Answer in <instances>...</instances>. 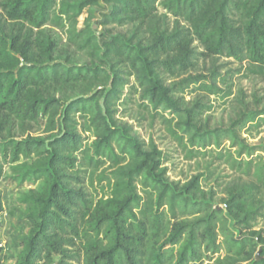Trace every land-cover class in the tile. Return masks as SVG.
<instances>
[{
  "label": "trees",
  "instance_id": "trees-1",
  "mask_svg": "<svg viewBox=\"0 0 264 264\" xmlns=\"http://www.w3.org/2000/svg\"><path fill=\"white\" fill-rule=\"evenodd\" d=\"M98 1L0 0V173L7 165L20 183L41 182L21 199L32 227L16 264H200L199 249L215 248L218 213L205 209L202 218L177 221L174 201L169 203L171 216L159 212L168 203L165 184L143 198L125 194L117 184L106 200L95 201L90 187L104 160L90 156L80 132L93 129L95 153L106 159L117 160L116 145L120 138L127 140L138 159L134 176L146 174L158 182L165 173L158 171L161 153L142 152L136 139L125 136L128 129L116 128L115 116L132 118L134 107L157 111L162 106L181 113L182 124L202 137L200 97L185 102L180 95L196 85L211 94L219 74L169 81L197 70L206 58L264 67V0H103L110 10L101 14L100 25L111 35L117 29L122 33L102 45L88 24ZM86 9L85 27L77 30ZM46 26L66 28L69 44L87 52L91 68L74 73L57 62L62 61L57 43L42 30ZM75 87L80 92L68 97L65 89ZM57 89L65 98L63 93L56 97ZM89 95L94 113L88 119L77 117ZM41 117L46 118V136H29ZM162 124L182 145L163 116ZM211 145L220 142L204 144ZM244 165L251 180L233 184L226 204L235 220L253 209L248 205L253 196L264 195V161ZM172 190L184 203L181 213L196 207L202 211L199 176L178 192ZM257 203L264 209L262 199ZM253 235L260 260L248 264H264V233Z\"/></svg>",
  "mask_w": 264,
  "mask_h": 264
},
{
  "label": "rangeland",
  "instance_id": "rangeland-1",
  "mask_svg": "<svg viewBox=\"0 0 264 264\" xmlns=\"http://www.w3.org/2000/svg\"><path fill=\"white\" fill-rule=\"evenodd\" d=\"M98 3V7L92 8L94 15L88 24L98 37L99 44L102 45L105 41L109 42L116 34H121L122 30L113 29L111 35L108 29L100 25L101 14L110 10V6L103 0H99ZM159 10L161 11L160 8ZM88 15L87 9L82 12L77 21V30L84 29ZM42 30L47 36L56 40V56L62 60L57 62L70 68L74 73L83 74L87 68H91L87 52L69 44L66 28L46 26ZM67 58L71 63L67 64L63 61ZM212 71L219 75L216 76L215 87L211 94L197 90L198 85H196L191 86L186 95H180L184 97L185 102L200 97L203 104L201 124L205 133L202 137H195L194 130L182 124L181 113H172L162 106L157 111L152 110L151 106L147 111L134 107L131 112L132 118L115 116L116 128L128 129L125 136L136 139L141 145L142 152L155 150L161 153L158 171L165 170V173L158 177V182L150 180L146 174L140 177L134 176L131 170L138 159L135 152L129 149L127 140L119 139L115 150L117 160L106 159L98 157L95 153L93 143L96 138L93 129L88 132L78 129L81 130L80 134L84 138V146L90 148V156L104 160V164L94 173L93 184L90 187V193L95 201L106 200L117 184L124 188L125 194H136L139 198H143L145 193L155 195L166 187L168 203L160 208L159 212L171 216L169 203L174 201L177 221L202 218L205 209L218 213L215 248L209 247V252L204 246L199 249V256L202 259L200 264H248L259 256L256 236L253 233H264V209L261 210L260 204L257 203V199H262L264 203V195L253 196L248 203L253 209H248L246 215L240 216L237 220L229 213L226 204L230 199L228 194L233 184L251 180L249 176L252 172L249 173L244 163L250 160L264 161V67L253 65L248 61L238 62L223 57L206 58L199 62L197 70L169 82H178L191 74L208 77ZM65 90L68 97H73L80 92V87ZM55 92L56 97H61L63 93L58 89ZM63 97L65 98L64 93ZM87 97L91 99L85 102L77 117L88 119L94 113V97L92 95ZM135 98L138 100L139 96L136 95ZM140 115L145 119L139 117ZM162 116L169 120V127L181 136L182 145L177 144L169 136L162 124ZM83 122L84 120L79 119L80 124ZM45 125L46 118L41 117L29 136H46ZM85 127L92 126L86 124ZM215 141L220 142L219 147L204 146L205 143ZM240 163L242 165H239ZM196 176H199L202 191L198 197L199 208L201 207L202 211H198L196 207L191 211L187 209L188 213H181L184 203L178 193L174 195L172 189L178 192L184 184ZM130 178L133 181L126 187L125 184ZM18 179L19 176L13 175L10 167L4 165L0 173L1 264H16L32 227V221L25 216L26 207L21 203V199L24 194L41 185V182L20 183ZM255 210H258L257 214ZM178 249L179 247L174 249L172 262L176 261ZM250 258V261H245Z\"/></svg>",
  "mask_w": 264,
  "mask_h": 264
},
{
  "label": "water",
  "instance_id": "water-1",
  "mask_svg": "<svg viewBox=\"0 0 264 264\" xmlns=\"http://www.w3.org/2000/svg\"><path fill=\"white\" fill-rule=\"evenodd\" d=\"M255 260H256V261H259V260H260V258L257 256V257L255 258Z\"/></svg>",
  "mask_w": 264,
  "mask_h": 264
},
{
  "label": "built area",
  "instance_id": "built-area-1",
  "mask_svg": "<svg viewBox=\"0 0 264 264\" xmlns=\"http://www.w3.org/2000/svg\"><path fill=\"white\" fill-rule=\"evenodd\" d=\"M0 248H2V244H0Z\"/></svg>",
  "mask_w": 264,
  "mask_h": 264
}]
</instances>
